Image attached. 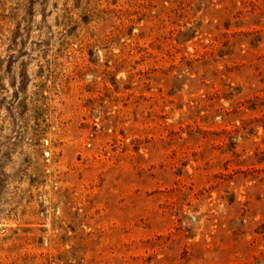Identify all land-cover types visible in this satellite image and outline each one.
<instances>
[{
  "label": "rangeland",
  "instance_id": "374dc122",
  "mask_svg": "<svg viewBox=\"0 0 264 264\" xmlns=\"http://www.w3.org/2000/svg\"><path fill=\"white\" fill-rule=\"evenodd\" d=\"M0 264H264V0H0Z\"/></svg>",
  "mask_w": 264,
  "mask_h": 264
}]
</instances>
